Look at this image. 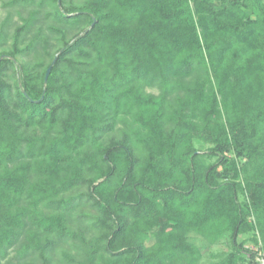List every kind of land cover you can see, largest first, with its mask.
Here are the masks:
<instances>
[{
    "label": "trees",
    "instance_id": "trees-1",
    "mask_svg": "<svg viewBox=\"0 0 264 264\" xmlns=\"http://www.w3.org/2000/svg\"><path fill=\"white\" fill-rule=\"evenodd\" d=\"M37 1L81 30L66 40L48 26L62 46L47 84L50 63L33 72L17 58L37 11L0 52V264H201L192 233L229 237L233 250L209 264H259L264 0L12 3ZM120 112L138 140L112 136ZM186 138L210 146L183 150Z\"/></svg>",
    "mask_w": 264,
    "mask_h": 264
},
{
    "label": "rangeland",
    "instance_id": "rangeland-1",
    "mask_svg": "<svg viewBox=\"0 0 264 264\" xmlns=\"http://www.w3.org/2000/svg\"><path fill=\"white\" fill-rule=\"evenodd\" d=\"M84 0H61V4H64L66 8L76 7L83 3ZM13 0H0V35H2L0 52L1 51H11L12 45L14 43V35L16 32V28L24 23V19L31 15L33 11H37L38 17L40 20L38 21L35 28L21 36V42L19 44L20 47H26L30 44V48L25 49V52L18 54V64L25 65L29 71L38 72L41 68L38 66L39 64H51L55 56L58 54V50L61 48V35L60 33L53 32L48 28L49 25H53L61 28L66 36V40H69L72 36H74L79 30H81V26L79 25H63L59 22H56L52 18L45 19V13H48L53 10L55 7V3L52 2V5L49 7H43L39 5V2L23 4V3H12ZM42 27L43 34L42 37H45V40H42L40 37L39 30ZM84 26H82L83 28ZM33 42V44H32ZM46 49L48 54L44 51ZM50 53V54H49ZM148 91L158 93L157 88H149ZM179 109L178 103L174 102V100L166 103L165 110V119L164 124L168 131L172 130L174 125L173 121L169 118L172 114L176 113ZM120 117L126 119L128 122L125 123L123 121H119L117 129L112 130V136L121 137L122 135H128L130 140H134L140 138L143 134L142 131L138 130L137 125L133 123L132 114H127L120 112ZM192 143V144H191ZM193 145V146H191ZM210 145L206 144L202 141L192 140L190 141L188 138L183 142V150L197 148L201 151H205ZM215 158H207V162L214 161ZM219 170H222V167H219ZM173 174V173H171ZM119 176L116 175L113 179V183H117ZM83 210L86 212H90L91 209L89 207H84ZM85 227V226H83ZM101 229L99 226H95V230L90 232L89 234V245L90 247H94L99 243V238L101 235ZM191 235V240L200 247L202 251L201 264H209L221 259L223 256L227 255L229 252L233 250L232 244L229 240V237H223L215 244H208L204 241V239L200 235ZM245 237V236H244ZM248 237V236H246ZM246 247H254L252 241H248L246 243ZM245 259L240 262V264H245Z\"/></svg>",
    "mask_w": 264,
    "mask_h": 264
},
{
    "label": "built area",
    "instance_id": "built-area-1",
    "mask_svg": "<svg viewBox=\"0 0 264 264\" xmlns=\"http://www.w3.org/2000/svg\"><path fill=\"white\" fill-rule=\"evenodd\" d=\"M256 249H257L256 260L259 262V264H264V250L259 247Z\"/></svg>",
    "mask_w": 264,
    "mask_h": 264
},
{
    "label": "water",
    "instance_id": "water-1",
    "mask_svg": "<svg viewBox=\"0 0 264 264\" xmlns=\"http://www.w3.org/2000/svg\"><path fill=\"white\" fill-rule=\"evenodd\" d=\"M58 55H59V53L55 56V58L53 59L52 63L50 64V66L47 69L46 76H45V84H47V82H48L49 75H50V73L52 71V67L54 66V64L57 61Z\"/></svg>",
    "mask_w": 264,
    "mask_h": 264
}]
</instances>
